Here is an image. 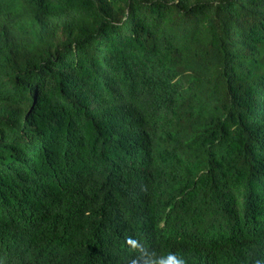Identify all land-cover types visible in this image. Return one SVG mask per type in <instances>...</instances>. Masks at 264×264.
I'll return each instance as SVG.
<instances>
[{
    "label": "trees",
    "instance_id": "1",
    "mask_svg": "<svg viewBox=\"0 0 264 264\" xmlns=\"http://www.w3.org/2000/svg\"><path fill=\"white\" fill-rule=\"evenodd\" d=\"M264 264V0H0V264Z\"/></svg>",
    "mask_w": 264,
    "mask_h": 264
},
{
    "label": "clouds",
    "instance_id": "2",
    "mask_svg": "<svg viewBox=\"0 0 264 264\" xmlns=\"http://www.w3.org/2000/svg\"><path fill=\"white\" fill-rule=\"evenodd\" d=\"M178 264H179V262H178Z\"/></svg>",
    "mask_w": 264,
    "mask_h": 264
}]
</instances>
